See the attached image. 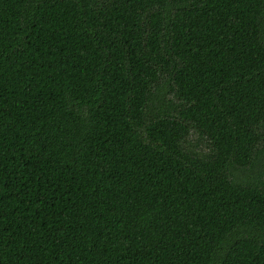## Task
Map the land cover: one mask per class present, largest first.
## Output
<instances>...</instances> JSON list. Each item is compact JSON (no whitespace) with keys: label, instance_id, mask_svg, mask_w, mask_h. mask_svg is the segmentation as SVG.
Listing matches in <instances>:
<instances>
[{"label":"trees","instance_id":"trees-1","mask_svg":"<svg viewBox=\"0 0 264 264\" xmlns=\"http://www.w3.org/2000/svg\"><path fill=\"white\" fill-rule=\"evenodd\" d=\"M0 264H264V0H0Z\"/></svg>","mask_w":264,"mask_h":264},{"label":"rangeland","instance_id":"rangeland-1","mask_svg":"<svg viewBox=\"0 0 264 264\" xmlns=\"http://www.w3.org/2000/svg\"><path fill=\"white\" fill-rule=\"evenodd\" d=\"M189 145L192 148H196V150L202 152V153H208L209 152V146L208 143L206 142V140L202 137H200L197 133L192 134L189 137Z\"/></svg>","mask_w":264,"mask_h":264}]
</instances>
